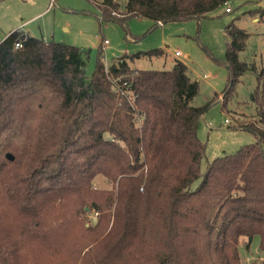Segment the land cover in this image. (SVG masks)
<instances>
[{"label":"trees","instance_id":"obj_1","mask_svg":"<svg viewBox=\"0 0 264 264\" xmlns=\"http://www.w3.org/2000/svg\"><path fill=\"white\" fill-rule=\"evenodd\" d=\"M232 1L96 7L100 22L157 26L200 20ZM225 33L222 103L245 72L255 75L256 140L203 173L197 130L208 104L192 105L198 83L184 63L127 65L162 55L153 49L105 67L101 43L88 78V50L22 30L0 40V264H243L240 245L254 238L264 258V65L238 59L243 29L231 22Z\"/></svg>","mask_w":264,"mask_h":264},{"label":"rangeland","instance_id":"obj_2","mask_svg":"<svg viewBox=\"0 0 264 264\" xmlns=\"http://www.w3.org/2000/svg\"><path fill=\"white\" fill-rule=\"evenodd\" d=\"M101 1L54 0L50 4V0H0V40L4 34L19 29L32 37L88 50L84 69L88 78L103 40L108 42L102 47L105 67L123 55L161 49L160 56H144L126 62L130 68L142 70H169L176 61L187 66L189 77L198 83L192 105L203 107L208 104L197 130L200 141L205 144L202 173L207 162L255 142V134L250 128L255 124V107L251 100L256 86L255 75L245 72L222 103L227 70L221 62L225 59L228 41L225 28L233 22L248 34L238 59L257 67L264 65V18L259 16L260 10H264V0H236L228 3L231 8L228 13L219 7L200 20L165 22L157 26L149 19L140 18H131L125 24L100 22L96 3ZM115 1L124 4L126 0ZM175 52L180 55L176 57ZM212 57L220 62L213 61ZM95 185L105 187V182L99 179ZM257 243L254 238L247 249L240 245L243 264H264L262 255L257 253Z\"/></svg>","mask_w":264,"mask_h":264},{"label":"built area","instance_id":"obj_3","mask_svg":"<svg viewBox=\"0 0 264 264\" xmlns=\"http://www.w3.org/2000/svg\"><path fill=\"white\" fill-rule=\"evenodd\" d=\"M54 2V0H50V4H52ZM225 6H226V8H225V12H230L231 11V8H230V6H228V3H226L225 4ZM115 13H112V15H114ZM160 24V23H159ZM107 40H103L102 41V47H104L105 45H107ZM15 47L16 48H18V47H21V44L20 43H16L15 44ZM174 55L176 56V57H178L180 54H179V52H175L174 53ZM262 262L264 263V258H262Z\"/></svg>","mask_w":264,"mask_h":264},{"label":"crops","instance_id":"obj_4","mask_svg":"<svg viewBox=\"0 0 264 264\" xmlns=\"http://www.w3.org/2000/svg\"><path fill=\"white\" fill-rule=\"evenodd\" d=\"M254 20H256V19H253V21H254ZM17 30H19V29H17ZM23 32H24V31H23ZM24 33H25V32H24ZM7 34H8V33H7ZM5 35H6V34H4V36H5ZM225 121H226V120H225Z\"/></svg>","mask_w":264,"mask_h":264}]
</instances>
